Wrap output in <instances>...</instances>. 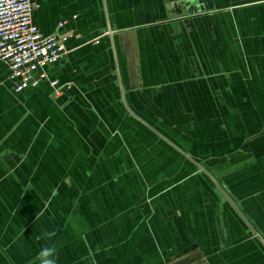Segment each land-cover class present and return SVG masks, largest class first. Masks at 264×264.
<instances>
[{
  "label": "crops",
  "instance_id": "1",
  "mask_svg": "<svg viewBox=\"0 0 264 264\" xmlns=\"http://www.w3.org/2000/svg\"><path fill=\"white\" fill-rule=\"evenodd\" d=\"M35 1L69 86L0 60V264H264V0Z\"/></svg>",
  "mask_w": 264,
  "mask_h": 264
},
{
  "label": "built area",
  "instance_id": "2",
  "mask_svg": "<svg viewBox=\"0 0 264 264\" xmlns=\"http://www.w3.org/2000/svg\"><path fill=\"white\" fill-rule=\"evenodd\" d=\"M37 9L35 0H0V60L9 65L15 92L48 80L58 96L69 85L50 79L47 69L65 58L73 32L64 29L67 19H62L55 32L45 33L34 21ZM99 41V37L94 40Z\"/></svg>",
  "mask_w": 264,
  "mask_h": 264
},
{
  "label": "clouds",
  "instance_id": "3",
  "mask_svg": "<svg viewBox=\"0 0 264 264\" xmlns=\"http://www.w3.org/2000/svg\"><path fill=\"white\" fill-rule=\"evenodd\" d=\"M54 251L53 248H43L38 254L41 264H54V261L50 258L54 255Z\"/></svg>",
  "mask_w": 264,
  "mask_h": 264
},
{
  "label": "rangeland",
  "instance_id": "4",
  "mask_svg": "<svg viewBox=\"0 0 264 264\" xmlns=\"http://www.w3.org/2000/svg\"><path fill=\"white\" fill-rule=\"evenodd\" d=\"M193 159H194V158H193ZM196 160H197V159H196ZM196 160H195V162H197V163L200 165V167H202V169H203L204 166H205V165L203 164V163L205 162V161H204L205 159H204L203 157H201L199 161H198V160L196 161ZM217 180H218V179H217Z\"/></svg>",
  "mask_w": 264,
  "mask_h": 264
}]
</instances>
